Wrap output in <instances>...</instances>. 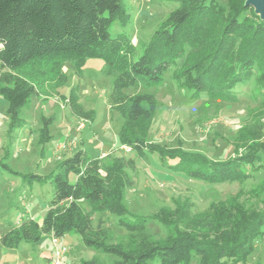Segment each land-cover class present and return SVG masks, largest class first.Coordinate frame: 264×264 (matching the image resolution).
Segmentation results:
<instances>
[{"label": "trees", "instance_id": "trees-1", "mask_svg": "<svg viewBox=\"0 0 264 264\" xmlns=\"http://www.w3.org/2000/svg\"><path fill=\"white\" fill-rule=\"evenodd\" d=\"M177 1L179 9L159 26L136 59L129 35H111L116 23L122 27L130 23L125 0H0V97L8 103L10 143L25 128L40 145L52 140L54 116H42L44 126L39 129L25 119L33 98L47 102L57 97L73 115L93 121L94 112H84L80 103L79 88L73 87L68 97L59 90L69 81L67 63L80 76L88 60L100 59L116 76L114 109L123 119L120 146L129 147L134 155L91 156L79 148L47 177L31 175L32 180L49 179L53 185L46 215L42 224L27 219L3 234L0 245L35 247L44 235L57 240L78 235L84 247L114 256L112 264H147L156 258L160 264H191L195 258L199 264H245L263 234L264 209L230 200L195 214L188 204L176 211L177 221H170L167 213L155 217L167 230L162 240L148 232L146 217L127 218L124 201L134 187L136 158L148 161L149 154H158L175 173L221 185L251 180L250 170L264 155V145L258 143L263 139L262 126L242 155L236 146V156L224 161L148 141L157 99L152 94L127 96L123 89L160 85L169 70L173 85L191 90L193 98L235 104L240 101L238 88L252 81L264 97V21L246 6L247 0ZM5 172L20 175L0 160V175ZM106 213L120 218L119 225L128 233L127 244L109 242L112 230L105 225ZM80 264L104 263L94 257Z\"/></svg>", "mask_w": 264, "mask_h": 264}, {"label": "rangeland", "instance_id": "rangeland-1", "mask_svg": "<svg viewBox=\"0 0 264 264\" xmlns=\"http://www.w3.org/2000/svg\"><path fill=\"white\" fill-rule=\"evenodd\" d=\"M125 5L131 16L130 23L127 27L116 23L111 35L113 38L121 33L129 35L138 59L144 45L180 4L177 0H125ZM64 70L69 81L59 93L68 97L73 87L79 88L84 112L93 111L94 120L76 117L57 97L47 102L33 98L32 108L25 116L30 127L42 128V116L55 117L50 127L52 140L46 145H40L38 137L31 135L27 128L17 131V141L10 143L8 103L0 97V160L20 174L5 172L0 175V237L27 219L42 224L54 189L49 179L39 183L32 180L31 175L47 177L62 159L79 148L91 156L114 152L118 156L134 157L119 143L118 131L123 119L114 109L116 76L107 71L104 61L88 60L80 76L70 63ZM171 75L172 70H169L157 86L123 89L127 96L152 94L157 99L158 110L148 135L149 142L224 161L236 156V146L241 148L239 154L242 155L244 146L252 144L262 126L263 139L258 143L264 145V97L255 81L238 88L240 101L233 104L207 97L193 98L191 90L173 85ZM136 162L138 171L132 175L134 187L124 201L129 212L127 218L146 217L147 230L156 240L164 239L167 230L155 217L167 213L170 221H177L176 211L188 204L193 206L191 211L195 214L230 200L251 209H264V155L257 168L250 170L251 180L221 185H206L175 173L168 169L170 163L161 161L158 154H149L148 161L136 158ZM103 219L112 230L109 242L127 244L128 233L119 225L120 218L106 213ZM54 239L53 235H44L35 247L23 243L16 249H8L0 245V264H55V254L63 249L59 264H80L94 257H99L104 264L116 260L114 256L84 247L78 235L58 239L57 246ZM254 245L245 264H264V228ZM147 264H160V260L156 258ZM191 264H199L198 258Z\"/></svg>", "mask_w": 264, "mask_h": 264}, {"label": "water", "instance_id": "water-1", "mask_svg": "<svg viewBox=\"0 0 264 264\" xmlns=\"http://www.w3.org/2000/svg\"><path fill=\"white\" fill-rule=\"evenodd\" d=\"M246 6L255 9V12L264 21V0H247Z\"/></svg>", "mask_w": 264, "mask_h": 264}, {"label": "built area", "instance_id": "built-area-1", "mask_svg": "<svg viewBox=\"0 0 264 264\" xmlns=\"http://www.w3.org/2000/svg\"><path fill=\"white\" fill-rule=\"evenodd\" d=\"M123 149H124V151H125L126 153H130V152H131V149H130L129 147H123ZM53 242H54L55 246H57L58 243H59L57 239H54ZM64 252H65V249H63L62 251H57V253L55 254V258H57L55 264H59V258L61 257V255H62Z\"/></svg>", "mask_w": 264, "mask_h": 264}, {"label": "crops", "instance_id": "crops-1", "mask_svg": "<svg viewBox=\"0 0 264 264\" xmlns=\"http://www.w3.org/2000/svg\"><path fill=\"white\" fill-rule=\"evenodd\" d=\"M105 154H103V155H101V156H104ZM98 156H100V155H98ZM51 259V258H50Z\"/></svg>", "mask_w": 264, "mask_h": 264}]
</instances>
